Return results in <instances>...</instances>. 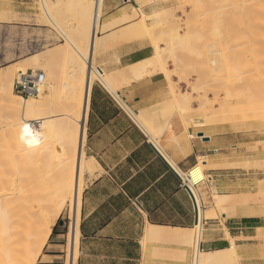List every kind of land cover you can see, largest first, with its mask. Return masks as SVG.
Wrapping results in <instances>:
<instances>
[{"label": "bare ground", "instance_id": "obj_1", "mask_svg": "<svg viewBox=\"0 0 264 264\" xmlns=\"http://www.w3.org/2000/svg\"><path fill=\"white\" fill-rule=\"evenodd\" d=\"M78 1L79 5L82 3V8L80 9L81 12L79 10L80 13H77V16L79 15L80 18L77 17L79 24L76 23L78 24L76 31H78L80 36L84 37L86 45L77 41V39H75L76 37L74 38L72 36L71 31L66 30V24H64L58 15V12L61 10L60 7L62 8V6H60L62 4L61 0H41L40 2L43 9V15H40L41 22L44 24H47V22L52 24L59 32L62 33V35H64L66 43L57 44L50 49L49 56L51 61L52 63L56 62L55 65L57 66L52 68L55 69L53 72L55 82H51L49 78L46 79L42 91L38 97L26 98L20 95L19 93L15 92L14 84L15 73L17 71L19 72L26 71L27 69H34L42 70L48 75L51 74L50 72L53 70H48L49 67L46 65H41L40 67L38 65L37 61L39 55L33 57L27 56L22 60L27 62L16 65L13 68L10 66L0 68V109L3 111V114L0 112V121H2L4 123V127H6V133L0 139L7 140V144L5 143L4 149L2 152L0 151V264H35V248L38 247L37 251L40 254L42 253L44 245L51 239L53 228L56 226L66 206H68L69 209L70 221L68 223L66 234L69 254L65 264H78L77 262L80 243V213L82 192L85 184V171L92 169V161L87 158L84 149L87 137L86 121L89 111L90 92L95 81L99 80L108 88H110L112 92H117L119 81L125 80L126 84H129L135 80L151 76L156 71H160L165 73L169 80L171 94L173 96L171 99L172 108H179L177 111L180 110V112L192 110L191 102L188 100L189 93L176 91L172 74L169 73V70L167 69L166 57L163 51L164 47L160 45V41L163 40L162 33L164 32L160 31V36L155 35L153 31L154 27L151 29L149 27L150 25L147 23L146 16L148 14H145L141 19L138 25V30H140L144 35H148L150 37L152 43L151 45L154 49L153 55L142 61L128 65L121 70H117L108 74L104 73L95 64L96 51H99V49L102 47V40H104L102 39L103 36L100 35V30L109 28L111 23H113L111 22L104 24L101 22L104 0H77V2ZM207 1L211 2L210 5L208 3L206 5L205 3L206 6H204V2L201 3V0H195L193 2L195 9L202 11L204 10L206 12H204V15H207L208 11L206 10L211 8L213 9V4H215L217 1H220L224 4L226 3L225 5H232L234 12H223L224 16L220 18L214 13V15L211 14V11L209 10L210 12L208 17L204 16L205 20L203 18V27L208 28L212 26L207 32L209 36H206L210 39L212 38V40H215L214 43L218 45V48L215 45L213 46L218 49V54H216V51L214 56L213 51L211 52L212 54L201 53L198 57H201L205 63V66H207L203 69H207V72L211 76L218 74L222 75L221 73L225 71L226 73H224L227 75V78H237L238 76V78H242V80L244 78H259V81L254 80L251 85H253L255 82L253 85V91L258 90L260 95L257 93V91H251V93L253 92L254 94L256 92L258 95L249 94V97L246 95V90L244 92L245 87H243V83L245 82V85L247 82L250 83V81H248V79L245 81V79L243 82L240 80L242 87L239 86V88L244 89L240 90V95H238L240 97L237 98L236 102H232L230 100L232 98H228V100H226L233 108L236 107L240 113H245V111L253 112V118L261 120L263 127L264 0H242V10L235 4V0ZM66 4V12L69 11V9L72 10V4ZM164 5L162 4V7ZM208 6L210 8H207ZM155 7H158V5ZM63 9L64 8H62V11H64ZM78 9L79 8L75 9L76 12H78ZM162 11V8H158L154 10L153 15L160 16ZM235 12L236 14H234ZM12 14L13 13L9 10V8H6L5 6H3V9H0V17L4 16V20L9 18L10 15L12 16ZM210 14L212 17L216 18L212 20L213 18ZM150 16H152V14H150ZM126 19H129V17L122 15L115 20L114 24L124 20L126 21ZM160 19H162V21L164 20L162 17ZM167 19L168 18H166V20ZM163 23L164 21L162 24ZM158 28L156 27V29ZM171 31L172 32H170L169 41L166 40L170 47L173 48L174 42H179L184 46L186 44L187 46V41L190 39L187 34L181 35L179 34L178 30ZM187 33L189 34V32ZM122 35L120 34L118 37L120 38ZM164 36L165 38L168 37L166 33L163 35V37ZM126 37L123 36L122 38L126 39ZM254 37L258 39L257 44L254 43ZM107 40L108 38H105L104 42L107 43ZM170 42L172 43L170 44ZM248 44H251L252 46L253 53L251 56V61H248V59L243 56L244 53H242L247 51ZM238 45L245 46L243 49H234V47ZM108 48H111V45ZM210 55H212L211 59L208 57ZM242 56L244 58H242ZM177 59L179 58L175 57V60ZM57 62H60L61 65H59L60 63ZM251 65L254 66L255 74L248 77H246V75L242 76L246 67ZM58 67H61V69ZM238 84L240 85V83ZM232 85L233 84L231 83V86ZM227 87L229 86L227 85ZM49 94L50 96L57 97L58 102H60L61 99L65 100V103L69 105L68 107L70 110H68L67 113L46 116V109L50 103L48 100L50 97ZM244 95L245 98L243 99ZM206 102L207 100L204 102V104ZM247 114L249 115V112ZM247 114H245V116ZM62 115L65 119L62 117ZM152 116V120H154V115ZM242 116L244 115L242 114ZM58 117L59 119L62 117V123L65 124V126H62L60 129H58L56 135L61 138L69 136L70 134L73 135V150L71 157L67 159L60 158V156L66 155L65 150H58L59 153H55L54 149V158L58 157V159L52 161L54 168L47 176L38 173L33 166L34 164L31 165V163L34 162V158L38 149L43 148V144L47 138V135L49 134V121ZM135 118L138 120V122L140 121V123L146 127L148 133H150L153 138L157 137V135L160 136V134H163L165 127L164 129H162L163 127L160 128V126L155 128L156 125H154V123L157 122L152 121L149 115L147 117L145 114L140 112L135 115ZM244 119L251 120L252 116L251 119L249 116L245 117ZM35 120H38L39 122H34ZM191 120L194 121L195 126L205 127L210 132L216 128V124L213 122V120L208 118L202 119L197 117ZM168 124H166L165 121V126ZM37 125H41V129L35 128ZM246 128V126H243L242 130H246ZM200 158L202 159H200L198 162V166L203 172L210 167H226L230 163L225 159L221 161L219 160V163L216 161V163L213 162V160L210 161L208 156H202ZM169 160L172 163V160ZM204 176L205 173L201 177L204 178ZM193 191L197 201L198 209L197 224L193 231L188 232L190 234L189 244H194V249L196 252L193 259V264H229L231 261L242 257L239 253V245L237 244L235 238L230 236L229 233H227V235L231 241L230 247L214 252L200 249V242L203 240L204 234V219L209 218L210 213H208V211L205 209V203H207V193L205 194L202 191H199L197 187L194 188ZM211 204H214L216 208L221 210L228 206L240 207L242 208V211L238 213L239 216L256 218L264 216V207L260 209L249 208L245 199H234L227 193L219 192L217 188L213 189ZM195 230L197 232L196 236H194ZM257 230L259 232L258 236L263 237L264 226H258Z\"/></svg>", "mask_w": 264, "mask_h": 264}, {"label": "crops", "instance_id": "obj_2", "mask_svg": "<svg viewBox=\"0 0 264 264\" xmlns=\"http://www.w3.org/2000/svg\"><path fill=\"white\" fill-rule=\"evenodd\" d=\"M5 1L0 0V9ZM10 1L20 16L35 19V0ZM122 1L106 0L109 16L127 8ZM3 25L0 21V26ZM19 25L29 34H34L38 28L35 21ZM36 41V37L28 40L30 44ZM153 52V46L147 42L120 40L110 50L115 60L109 65L113 70L109 72L149 58ZM117 90L112 92L97 80L90 92L84 149L92 161L90 171L93 172H87L82 192L77 263L190 264L192 248L188 232L197 224V210L190 192L181 186L180 177L172 166L186 172L202 156L218 163L223 159L228 161L229 146L244 143V136L226 130L209 134L195 126L191 119L198 116L188 111L196 110V106L184 112L172 108L173 96L164 74L123 84ZM140 112L149 115L151 120L154 115L152 121L158 123L153 122L155 128L165 127L159 140H154L136 120L135 115ZM165 121L169 123L167 126ZM156 145L172 163L160 154ZM227 170V167H215L208 169V173L219 177ZM260 221L256 217H235L226 221L225 229L219 222L207 221L201 249L214 252L230 247L227 233L237 238V244L242 247L245 245L242 239L251 236V230L261 226ZM62 235L53 230L44 250V255L52 257L53 262L64 256L61 247L66 243L59 237Z\"/></svg>", "mask_w": 264, "mask_h": 264}, {"label": "rangeland", "instance_id": "obj_3", "mask_svg": "<svg viewBox=\"0 0 264 264\" xmlns=\"http://www.w3.org/2000/svg\"><path fill=\"white\" fill-rule=\"evenodd\" d=\"M194 1L193 0H150V1L123 0L122 5H127V8L121 10L119 14L109 16L107 12L106 0H104L101 22L104 24L111 22L113 23H111V26L109 28L100 30V35L103 36L102 39L104 40H102L103 41V45L101 47L102 49L98 48L99 51L98 50L96 51L95 64L104 73H108V74L113 73V72H109V71H113L109 69V65L114 63L115 60L112 53H110V50L111 51L113 50V48L115 47L114 45L117 42H119L120 40L132 39V40H141L143 42L152 44L150 37L148 35H144L140 30H138L139 29L138 25L145 14L146 15L148 14L146 16L147 23L148 25H150L149 27L151 29H153L154 27L153 31L156 36H160L162 31L164 32L162 33L163 35H165L166 33L168 37L165 38V36L163 37L162 35L163 40L160 41V45L164 47L163 51L166 57L167 69L169 70V73L172 74V79L176 78L177 80L176 82L174 81L176 91L189 93L188 100H190L191 102L192 110L194 109L193 107L194 105L197 108L194 111L187 110L189 113H195L196 116L202 119L203 118L211 119L216 124V128L213 129L212 132L208 131L205 127H198V126L197 127L205 129L206 133L209 134H215L217 132H220L221 130H226L230 133L239 132L244 136V143L239 145L233 144L229 146L228 161L230 163L228 166H226L228 170L222 176L217 177L215 175L212 176L211 174H209L208 169H206L204 176V179H206V181L197 186L199 191H202L205 194L207 193L206 194L207 203H205V209L206 211H208V213H210V217L204 219L205 222L204 229L207 221L209 222L211 221L213 223L219 222L221 226L225 229L227 220L235 217H241L238 215V213L242 211V208L233 207V206L232 207L228 206L222 210L216 208L214 204H211L212 193L214 188H217V190L221 193H227L231 195L234 199H239V200L245 199L247 201V205L249 208L260 209L264 207V126L262 127L261 120L253 118L254 114H252L253 112L251 111H245V113L241 112L244 116L249 112V115L247 114L245 117L249 116V118L251 119L252 116L253 119V120L252 119L245 120L244 119L245 117L242 116V114L238 111V109L236 107L233 108L227 101L228 98H232L230 100L234 103L236 102L237 98L240 97L238 96L240 95L241 92L240 90L244 89V88L240 89L239 86L242 87L241 82H243V80L245 79H246L245 81H247V79L248 81H250V83L247 82L248 85L247 84L244 85L245 82L243 83V87H245L244 92L246 90L245 92L246 95L248 96L249 94L252 95L256 94V92L253 94L254 91H257V93H259L258 90L253 91V85L255 82L253 83V85H251V83L254 80L259 81V78H244L243 80L242 78H238L239 76L237 78H227L224 69L223 71L225 73L222 71L224 74L221 73L222 75L218 74L211 76L207 72V69H203L204 67L207 66H205V63L201 59V57L198 56L201 53L212 54L211 53L212 51L214 56V54L218 51L217 49L218 45L214 43L215 40H212V38L210 39L207 37L209 36L207 32L208 30H210L209 28H211L212 26L205 28L202 25L203 21L205 20L204 16L208 17L209 12L211 11L210 12L211 14L214 13L215 15H217V17L219 16L221 18L224 16L223 12L228 13L229 11H231L233 13L234 10L232 5H225L226 3L224 4L223 2L217 1L215 3L216 6L215 4L212 3L215 9L214 8L207 9L206 11H208V13L207 15H204L206 13L204 10L202 11L195 9L193 3ZM205 1L201 0V3L204 2L203 3L204 6H206L207 3L210 5L211 2H208L207 0ZM40 2L41 0H35V2L33 3V9H35L36 14H35V19H30L28 15L20 16L18 13H16L14 3L12 1L10 0L5 1L3 6L9 8V10L13 14L12 16L10 15V17L8 16L9 18H6L7 22L6 19L5 20L3 19L4 16L0 17L1 18L0 21L4 22V25L2 27L0 26V68H4L7 66L13 68L16 65L23 64L27 62V61L25 62L22 61L25 57L29 56L32 53H36L42 49H45V51L39 55L37 62L40 67L41 65L42 66L46 65L47 67H49L48 70L51 71L53 70L52 72H50L51 73L50 75L52 77L47 73L45 74H46V79L49 78L51 82H55V78L53 76V72L55 71V69L52 68L57 66L55 65L56 62L52 63L51 58L49 56V51L52 47L56 46L57 44L66 43V40L64 35H62V33L59 32L52 24L48 22L47 24H44L43 22H41L40 15H43V9L41 7ZM76 2L77 0H61L62 4L60 6L64 8L63 9L64 11H62V8L60 7L61 10L60 12H58V15L60 16L64 24H66L65 26L66 30L71 31L72 36L74 38L76 37L75 39H77V41L81 42L82 44H85L86 41L84 40V37L80 36L78 34V31H76L77 30L76 27H78L77 25L79 24L78 23L79 21H77V19L80 18L79 15L77 16V13H80L81 12L80 9L82 8L81 7L82 3L80 2L81 4L79 5V1L77 3ZM66 3L68 4L73 3L72 4L73 7L71 6L72 10L69 9V11L66 12L67 9ZM162 4L163 5L165 4L163 6L165 8L162 7ZM235 4L238 6V8L240 9L243 8L242 0H235ZM75 5L78 7H76ZM157 5L158 7H155ZM76 8H79L77 10L78 12H76L75 10ZM158 8H162L163 14L161 12L162 15L160 14V16L153 15L154 10ZM207 8L210 7L208 6ZM150 14H152V16H150ZM234 14H236V12ZM122 15H126L127 17H129V19L114 24L115 20ZM161 17L164 19L163 24H162L163 22L162 19H160ZM166 18L168 19L166 20ZM212 18L211 19L214 20V18L216 17H212ZM30 21H35L38 27L36 30L33 31L34 34H29L28 31H26L25 29H20L19 23H26V22L28 23ZM160 26L162 27V29ZM156 27L158 29H156ZM171 30L173 31L178 30L179 34L181 35L187 34L190 37V39L187 41L188 42L187 46L185 44L186 42L184 43L185 46L180 44L179 42L177 43L174 42L173 48L170 47V45L167 44V41H169L170 32H172ZM187 32H189V34ZM120 34L123 35L119 38L118 35ZM123 36L125 37L127 36L126 39L122 38ZM30 37L31 38L36 37L37 40L36 44L35 43L30 44L28 42ZM105 38L106 39L108 38L107 43L104 42ZM253 39H254V43L257 44L258 39H256L255 37ZM171 43L172 42H170V44ZM110 45L111 48H108L110 47ZM213 45H215L217 48ZM245 45L235 46L234 49L237 50L240 48L243 49ZM242 53H244L243 56L246 59H248V61H251V56L253 53L251 44H248L247 51H244ZM216 54H218V52ZM243 56L242 58H244ZM175 57H178L179 59L175 60ZM208 57L211 59L212 55ZM59 65H61V63ZM59 69H61V67ZM245 71L242 76L246 75V77H248L255 74L253 65L246 67ZM156 72L153 73L152 75L160 73V74H164L165 77L167 78V75L165 73H162L160 71L159 72L156 71ZM17 74L18 71L15 73V79L17 77ZM224 75L226 76V78ZM240 80L242 81L240 82ZM231 83L233 84L232 86ZM238 83H240V85ZM123 84H126L125 80L119 81L117 89H119ZM225 85L226 87L228 85L230 88L229 87L226 88ZM251 91L253 92L251 93ZM170 93H171V88H170ZM228 96H232V97H228ZM244 98L245 95L243 99ZM48 100L50 103L48 104L46 109V114H45L46 116L59 115V114L67 113L68 110H70V108L68 107L69 105L65 103V100L63 99H61V101L58 102L57 97L50 96ZM206 100L207 102L204 104ZM0 112L3 114L2 109H0ZM62 117L64 118L63 115ZM62 117L60 119L58 117L55 118L54 120L49 121V134L47 135V138L43 144V148L38 149L37 154L34 158L35 160L34 162L31 163V165L34 164L33 166L35 170L43 175H47V176L49 175L51 170L54 168L52 161L58 159V157L54 158L55 155L54 149H55V153H59L58 150L66 151V155L60 156V158L69 159L72 155L73 139H74L73 135L70 134L69 136L63 138L56 135L58 129H60L62 126H65V124L62 123ZM243 119L245 120V122ZM36 121L38 120H35L34 122ZM243 126L247 127L246 130H242ZM35 128L41 129V125H37L35 126ZM5 133H6V127H4V123L0 121V138ZM158 138L159 136L157 135V137L153 139L156 140ZM5 143L7 144V140L0 139L1 152L4 149ZM200 159L202 158H199V161ZM215 167H221V166H214V167H210L209 169ZM90 170L85 171V178H84L85 183H86L87 172H93ZM210 177H212L211 179L212 181H208V178ZM63 211L64 212H62L56 224L57 225L56 233L63 234L62 236L59 237L62 238V240L66 243L64 247H61L64 250L63 251L64 256L60 257L59 260L55 262L52 261L53 259L52 257L45 256L44 250L46 249V245L49 242L48 241L44 245L41 254L37 251L38 247L35 248V252H34L35 264H48V263L65 264V261L67 260V256L69 254L68 240L66 235L68 229V223L70 221L68 206H66V208ZM258 218H260L261 220L260 225L264 226V216ZM251 233H252L251 236L242 239V242L245 243L244 246L239 248V253L242 257L231 261L229 264H264V236L263 237L258 236L259 232L257 228L255 230H251ZM194 234H195L194 236L197 235L196 230L194 231ZM235 240L237 242V238H235ZM189 245L192 248V256H193L194 244L191 243ZM192 256H191L190 264L191 263L193 264ZM40 259H42L43 261H40Z\"/></svg>", "mask_w": 264, "mask_h": 264}, {"label": "built area", "instance_id": "obj_4", "mask_svg": "<svg viewBox=\"0 0 264 264\" xmlns=\"http://www.w3.org/2000/svg\"><path fill=\"white\" fill-rule=\"evenodd\" d=\"M45 80L46 74L42 70L27 69L26 71H19L15 79L14 90L15 92L19 93L20 95L26 98L38 97L42 91ZM156 148L158 149L160 154H162V156H164V158L168 160V158L163 155L157 145ZM168 162L170 161L168 160ZM172 168L180 177L181 186L187 188L190 192L197 208V201L193 189L196 188L199 184H202L206 181V179L201 177L205 173V171H202V169L198 166V163L186 172H180L174 166H172ZM211 179L212 177L208 178V181H211ZM201 243L202 241L200 242V249ZM195 254L196 252L194 249L192 260L194 259Z\"/></svg>", "mask_w": 264, "mask_h": 264}, {"label": "water", "instance_id": "obj_5", "mask_svg": "<svg viewBox=\"0 0 264 264\" xmlns=\"http://www.w3.org/2000/svg\"><path fill=\"white\" fill-rule=\"evenodd\" d=\"M200 135H204V133H200ZM197 210V208H196ZM197 221H198V211H197Z\"/></svg>", "mask_w": 264, "mask_h": 264}, {"label": "trees", "instance_id": "obj_6", "mask_svg": "<svg viewBox=\"0 0 264 264\" xmlns=\"http://www.w3.org/2000/svg\"><path fill=\"white\" fill-rule=\"evenodd\" d=\"M56 226H57V225H56ZM56 226L54 227V232H56V228H57Z\"/></svg>", "mask_w": 264, "mask_h": 264}]
</instances>
